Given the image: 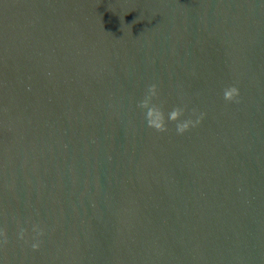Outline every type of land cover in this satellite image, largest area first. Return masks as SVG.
Here are the masks:
<instances>
[{"label": "water", "instance_id": "95a60500", "mask_svg": "<svg viewBox=\"0 0 264 264\" xmlns=\"http://www.w3.org/2000/svg\"><path fill=\"white\" fill-rule=\"evenodd\" d=\"M150 84L202 122L147 127ZM0 229V264H264V0H0Z\"/></svg>", "mask_w": 264, "mask_h": 264}, {"label": "clouds", "instance_id": "9594fccd", "mask_svg": "<svg viewBox=\"0 0 264 264\" xmlns=\"http://www.w3.org/2000/svg\"><path fill=\"white\" fill-rule=\"evenodd\" d=\"M239 95V89L235 85L228 86L223 91V98L227 102L236 101ZM158 99L159 93L157 85L150 84L147 87L143 99L138 103V107L144 110V118L147 127L154 129L156 132H167L169 130L168 124L171 122L175 123L176 133L178 135H183L191 128L198 126L204 118V114L201 113L199 116H196L195 119H182L185 114V108L181 106L174 107L170 112L167 113L166 116L162 106L154 102ZM193 114L195 115V113ZM33 231L37 234V236H43L44 234L43 230L38 225L33 226ZM26 232L27 229L20 228L18 232V238L21 240L25 239ZM0 237H3V240L0 241V243L6 244L8 242L7 232L5 229H0ZM31 247L33 250H38L40 248V242L38 241L32 243Z\"/></svg>", "mask_w": 264, "mask_h": 264}]
</instances>
